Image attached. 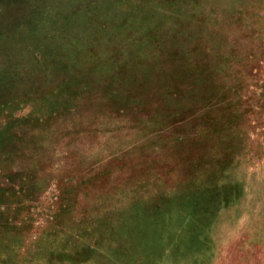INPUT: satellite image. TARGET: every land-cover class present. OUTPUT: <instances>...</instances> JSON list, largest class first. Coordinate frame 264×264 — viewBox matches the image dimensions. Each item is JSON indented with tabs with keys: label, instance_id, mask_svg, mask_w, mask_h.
Returning <instances> with one entry per match:
<instances>
[{
	"label": "rangeland",
	"instance_id": "374dc122",
	"mask_svg": "<svg viewBox=\"0 0 264 264\" xmlns=\"http://www.w3.org/2000/svg\"><path fill=\"white\" fill-rule=\"evenodd\" d=\"M0 264H264V0H0Z\"/></svg>",
	"mask_w": 264,
	"mask_h": 264
}]
</instances>
